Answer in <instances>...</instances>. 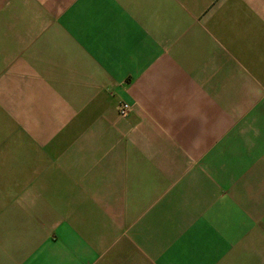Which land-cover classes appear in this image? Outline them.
I'll use <instances>...</instances> for the list:
<instances>
[{"label": "crops", "instance_id": "1", "mask_svg": "<svg viewBox=\"0 0 264 264\" xmlns=\"http://www.w3.org/2000/svg\"><path fill=\"white\" fill-rule=\"evenodd\" d=\"M0 264H264V0H0Z\"/></svg>", "mask_w": 264, "mask_h": 264}, {"label": "built area", "instance_id": "2", "mask_svg": "<svg viewBox=\"0 0 264 264\" xmlns=\"http://www.w3.org/2000/svg\"><path fill=\"white\" fill-rule=\"evenodd\" d=\"M130 109H131V108H130L129 104H122V105L120 106L119 111H120V114H121L122 116H126V115L129 114Z\"/></svg>", "mask_w": 264, "mask_h": 264}]
</instances>
